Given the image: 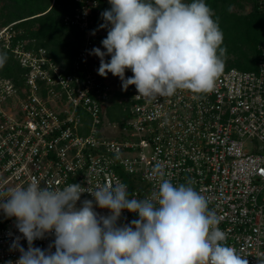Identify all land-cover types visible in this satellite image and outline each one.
<instances>
[{"label":"built area","instance_id":"2783aa9c","mask_svg":"<svg viewBox=\"0 0 264 264\" xmlns=\"http://www.w3.org/2000/svg\"><path fill=\"white\" fill-rule=\"evenodd\" d=\"M65 18L86 32V45L67 74L44 48L18 40L15 24L2 28L1 45L27 71L22 89L0 74V189L27 186L83 187L123 182L130 197L144 198L154 181L148 173L159 162L174 185L191 186L209 201L220 219L226 243L249 264L264 259V45L257 71L225 70L210 92L177 90L171 96H137L119 101L125 117L110 121L114 90L91 62V16L97 0ZM190 3V2H189ZM96 34V32H95ZM4 38H0V41ZM137 96V97H136ZM92 200L85 192L81 201ZM100 215L108 209L95 207ZM124 210L118 224L138 219ZM17 236L28 242L14 217L0 211V264L19 259L10 250ZM54 233L33 247L48 249ZM55 251V248H52Z\"/></svg>","mask_w":264,"mask_h":264},{"label":"clouds","instance_id":"9594fccd","mask_svg":"<svg viewBox=\"0 0 264 264\" xmlns=\"http://www.w3.org/2000/svg\"><path fill=\"white\" fill-rule=\"evenodd\" d=\"M108 2L111 7L101 13L105 23L99 26L108 29L101 41L106 51L94 47L89 52L100 59V76L119 77L124 91L135 85L137 96L212 90L227 48L205 0ZM6 61L7 54L0 53V65ZM128 69L133 76L125 79ZM165 176L164 166L155 163L148 173L153 187L144 198L130 197L128 186L119 181L61 189L42 187L33 178L27 186L0 189V211L15 218L28 242L27 250L20 245L21 236L11 244L10 250L20 252L15 264H249L227 245L208 199L191 182L174 185ZM85 192L93 199L77 207ZM95 207L109 214L100 215ZM124 210L139 218L118 224ZM53 233L48 249L33 247L35 240Z\"/></svg>","mask_w":264,"mask_h":264},{"label":"trees","instance_id":"16d2710c","mask_svg":"<svg viewBox=\"0 0 264 264\" xmlns=\"http://www.w3.org/2000/svg\"><path fill=\"white\" fill-rule=\"evenodd\" d=\"M97 1L98 7L91 16V30L96 32L92 42L93 47H103L101 41L106 36L101 34L103 28L99 27L104 23L101 13L111 5L108 0ZM205 3L213 10V18L218 20L224 34L222 47L227 48L222 57L224 69L257 71L262 61L260 48L264 45V0H205ZM80 6L76 0H0V26L15 24L13 29L19 33L18 40L27 42L31 49H46L56 64L72 74L79 53L86 45V32L76 26H67L64 20L74 16ZM247 6L252 8L247 14L235 10L243 11ZM0 53L7 54L6 63L0 65V74L22 89L27 71L1 45ZM135 88L133 85L127 91L113 92V106L107 112L110 121L121 123L125 113L119 101L130 96Z\"/></svg>","mask_w":264,"mask_h":264},{"label":"rangeland","instance_id":"374dc122","mask_svg":"<svg viewBox=\"0 0 264 264\" xmlns=\"http://www.w3.org/2000/svg\"><path fill=\"white\" fill-rule=\"evenodd\" d=\"M235 10H236L238 13H240V14H247V13H249V12L252 10V8H251V6H247L243 11L240 10V9H236V8H235ZM104 23H105V21H104ZM1 30H2V27L0 26V31H1ZM14 30H15V29H14ZM16 31H17V30H16ZM107 31H108L107 28H103L102 31H101V34H104V36H107ZM17 32H18V31H17ZM95 35H96V34H95ZM6 36H7V35H6ZM6 36L3 35V36L0 37V38H4V39H2V40L0 41V45L3 44V42H4L5 38H6ZM93 48H94V47H93ZM93 48H91V49H93ZM99 48H101L102 51H106L102 46H99ZM110 59H111L110 56H106V57H105V61H106V62L110 61ZM91 62H92V64H94L92 68L95 69L96 72L98 73V68H99V66H100V59H99L98 57L94 56V55H91ZM98 75H99V74H98ZM99 76H100V75H99ZM131 76H133L132 71H131L130 69L126 70V71H125V79H127V78H129V77H131ZM104 80L107 82L108 85H110V87H111L114 91H122V82H121V80H120L119 77H115V76H113L111 73H108L107 77H104ZM131 86H133V85H129L128 88H130Z\"/></svg>","mask_w":264,"mask_h":264}]
</instances>
